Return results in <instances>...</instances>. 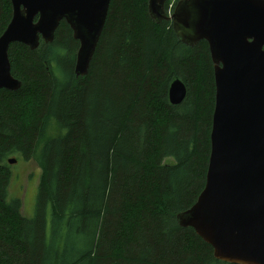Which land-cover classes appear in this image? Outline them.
Instances as JSON below:
<instances>
[{"label": "trees", "instance_id": "1", "mask_svg": "<svg viewBox=\"0 0 264 264\" xmlns=\"http://www.w3.org/2000/svg\"><path fill=\"white\" fill-rule=\"evenodd\" d=\"M147 4L112 0L82 78L66 22L52 44L10 46L22 87L0 91V264H229L177 222L206 184L216 93L209 46L180 43ZM12 13L11 0H0V37ZM177 79L187 97L173 106ZM10 159L42 168L32 216Z\"/></svg>", "mask_w": 264, "mask_h": 264}, {"label": "water", "instance_id": "2", "mask_svg": "<svg viewBox=\"0 0 264 264\" xmlns=\"http://www.w3.org/2000/svg\"><path fill=\"white\" fill-rule=\"evenodd\" d=\"M111 2L11 0L12 19L0 37V91L22 87L11 72L10 46L35 51L42 40L52 44L62 22L80 44L74 73L85 77ZM166 2L148 0L150 18L171 22L186 46L207 42L216 88L206 184L196 203L177 215L178 225L194 229L218 261L264 264V0H180L171 15ZM168 95L179 106L187 87L177 79Z\"/></svg>", "mask_w": 264, "mask_h": 264}, {"label": "rangeland", "instance_id": "3", "mask_svg": "<svg viewBox=\"0 0 264 264\" xmlns=\"http://www.w3.org/2000/svg\"><path fill=\"white\" fill-rule=\"evenodd\" d=\"M174 2H175L174 4L176 5L177 0H175ZM168 13L169 15L173 13V11H171V7ZM166 162L173 164V162L170 160L168 161L166 160L165 163ZM12 171L14 172V174L20 175L22 178V183H21L23 186L22 189L25 191L24 192V204L26 205L25 213L28 214L29 216H32L35 211L36 196L41 181L40 177L42 176V168L35 161H31L26 163L24 162V164L23 163L14 164L12 166ZM15 184L16 183H14V185ZM18 186L15 185L13 189L17 193H20L22 191H19L20 187Z\"/></svg>", "mask_w": 264, "mask_h": 264}]
</instances>
